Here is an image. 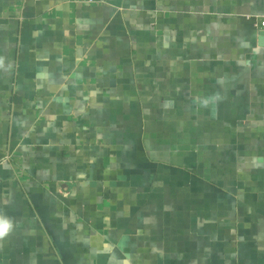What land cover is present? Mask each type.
<instances>
[{
    "label": "crops",
    "instance_id": "1",
    "mask_svg": "<svg viewBox=\"0 0 264 264\" xmlns=\"http://www.w3.org/2000/svg\"><path fill=\"white\" fill-rule=\"evenodd\" d=\"M264 0H0V264H264Z\"/></svg>",
    "mask_w": 264,
    "mask_h": 264
},
{
    "label": "clouds",
    "instance_id": "2",
    "mask_svg": "<svg viewBox=\"0 0 264 264\" xmlns=\"http://www.w3.org/2000/svg\"><path fill=\"white\" fill-rule=\"evenodd\" d=\"M13 229V220L0 213V242L4 241Z\"/></svg>",
    "mask_w": 264,
    "mask_h": 264
},
{
    "label": "built area",
    "instance_id": "3",
    "mask_svg": "<svg viewBox=\"0 0 264 264\" xmlns=\"http://www.w3.org/2000/svg\"><path fill=\"white\" fill-rule=\"evenodd\" d=\"M73 3H79L83 5H93L96 3L101 2L102 0H70ZM258 30L261 32H264V17H261L259 24H258Z\"/></svg>",
    "mask_w": 264,
    "mask_h": 264
},
{
    "label": "water",
    "instance_id": "4",
    "mask_svg": "<svg viewBox=\"0 0 264 264\" xmlns=\"http://www.w3.org/2000/svg\"><path fill=\"white\" fill-rule=\"evenodd\" d=\"M259 43L261 47H264V32L260 33Z\"/></svg>",
    "mask_w": 264,
    "mask_h": 264
}]
</instances>
